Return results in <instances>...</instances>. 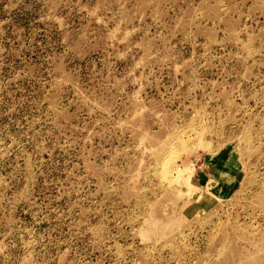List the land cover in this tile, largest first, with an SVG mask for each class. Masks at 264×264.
Segmentation results:
<instances>
[{"label": "rangeland", "instance_id": "rangeland-1", "mask_svg": "<svg viewBox=\"0 0 264 264\" xmlns=\"http://www.w3.org/2000/svg\"><path fill=\"white\" fill-rule=\"evenodd\" d=\"M0 264H264V0H0Z\"/></svg>", "mask_w": 264, "mask_h": 264}, {"label": "bare ground", "instance_id": "bare-ground-1", "mask_svg": "<svg viewBox=\"0 0 264 264\" xmlns=\"http://www.w3.org/2000/svg\"><path fill=\"white\" fill-rule=\"evenodd\" d=\"M166 167V166H165ZM166 169V168H165ZM167 171V170H166ZM180 174H182V170L179 169L177 177L180 176Z\"/></svg>", "mask_w": 264, "mask_h": 264}]
</instances>
